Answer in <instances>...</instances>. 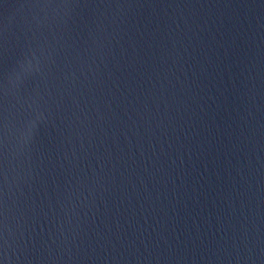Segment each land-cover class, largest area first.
Masks as SVG:
<instances>
[{
	"label": "water",
	"instance_id": "95a60500",
	"mask_svg": "<svg viewBox=\"0 0 264 264\" xmlns=\"http://www.w3.org/2000/svg\"><path fill=\"white\" fill-rule=\"evenodd\" d=\"M0 264H264V0H0Z\"/></svg>",
	"mask_w": 264,
	"mask_h": 264
}]
</instances>
